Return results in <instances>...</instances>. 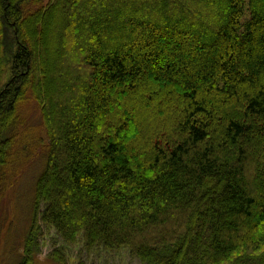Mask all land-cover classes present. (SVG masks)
<instances>
[{
  "label": "trees",
  "instance_id": "trees-1",
  "mask_svg": "<svg viewBox=\"0 0 264 264\" xmlns=\"http://www.w3.org/2000/svg\"><path fill=\"white\" fill-rule=\"evenodd\" d=\"M45 3L0 0V204L30 94L49 140L20 264L42 224L143 264H264V0Z\"/></svg>",
  "mask_w": 264,
  "mask_h": 264
},
{
  "label": "rangeland",
  "instance_id": "rangeland-1",
  "mask_svg": "<svg viewBox=\"0 0 264 264\" xmlns=\"http://www.w3.org/2000/svg\"><path fill=\"white\" fill-rule=\"evenodd\" d=\"M49 0H46V5ZM1 54V53H0ZM6 69V67L4 68ZM9 80L7 72L1 84ZM18 115L26 125L20 128L13 156L3 177L4 189L0 204V264H20L35 213L36 185L44 172L48 155V136L37 100L30 94L20 104ZM59 253H58V252ZM63 256L66 264H143L127 249L109 252L104 249L88 252L82 245H67L54 229L42 224L40 254L34 264H58L54 253Z\"/></svg>",
  "mask_w": 264,
  "mask_h": 264
}]
</instances>
